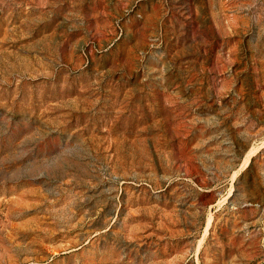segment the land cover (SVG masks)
I'll list each match as a JSON object with an SVG mask.
<instances>
[{
  "label": "rangeland",
  "instance_id": "374dc122",
  "mask_svg": "<svg viewBox=\"0 0 264 264\" xmlns=\"http://www.w3.org/2000/svg\"><path fill=\"white\" fill-rule=\"evenodd\" d=\"M0 264H264V0H0Z\"/></svg>",
  "mask_w": 264,
  "mask_h": 264
}]
</instances>
